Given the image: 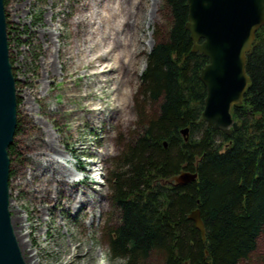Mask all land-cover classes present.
<instances>
[{"label": "trees", "instance_id": "1", "mask_svg": "<svg viewBox=\"0 0 264 264\" xmlns=\"http://www.w3.org/2000/svg\"><path fill=\"white\" fill-rule=\"evenodd\" d=\"M164 1L170 23L155 37L140 77L135 95L141 117L137 133L124 143L107 178L113 204L120 211L119 223L107 236L109 253L126 264L144 263L153 255L161 256L165 264H242L250 260L264 231V25L246 55L250 82L243 103L232 109L240 128L226 135L199 122L206 96L199 74L208 59L191 51L185 29L187 0ZM76 26L80 37L69 53L75 60L80 53L87 59L78 51L86 33ZM78 62H73L76 70ZM86 72L94 76L95 84H110L112 95L117 81L107 69ZM82 96L85 100L88 93ZM141 100L156 105L150 116ZM88 106L89 122L107 111L105 107L90 112ZM108 111L111 119L118 114L115 107ZM184 127L189 128L188 141L180 134ZM38 140L33 148L48 150L43 132ZM13 150L11 145L9 154ZM30 163L29 173L18 177L15 186L37 203L50 201L57 185L61 201L69 205L81 192L83 200L99 197L97 204H102L101 210L105 207L104 196L91 186L77 187L76 193L72 184L55 178L47 162L32 157ZM181 171L196 172V180L173 184L172 177ZM195 209L200 210L204 240L188 218Z\"/></svg>", "mask_w": 264, "mask_h": 264}, {"label": "rangeland", "instance_id": "2", "mask_svg": "<svg viewBox=\"0 0 264 264\" xmlns=\"http://www.w3.org/2000/svg\"><path fill=\"white\" fill-rule=\"evenodd\" d=\"M4 10L17 94L14 150L8 152L10 215L19 219L25 256L32 264H62L67 260V245L74 244L85 254L75 256L68 264H95L100 250L104 264H126L109 253L107 236L119 223L120 211L113 204L107 178L124 143L137 133L141 117L135 95L155 37L170 23L165 1L4 0ZM76 22L86 33L79 40L78 51L86 53L87 59L80 53L75 60L69 53L80 37ZM76 61L80 65L77 70L73 64ZM104 69L117 81L112 95L110 84L99 86L94 76L85 74ZM85 93L88 96L84 100ZM86 104H90V112L105 107L107 111L89 122ZM140 105H144L147 116L156 107L142 100ZM110 107L118 109L112 119ZM52 108L54 111L49 110ZM42 132L52 145L39 152L33 147ZM61 150L69 154V169L56 160ZM32 157L51 165L58 176L55 178L72 184L76 193V189L89 186L101 192L105 207L101 210L102 204H97L99 197L94 203L91 198L83 200L81 192L69 205L61 201L57 185L50 201L37 203L21 186H15L18 177L29 173ZM93 164L97 165L95 170ZM70 168L90 176L72 181ZM97 169L101 172L100 185L95 182ZM85 200L90 202L88 206ZM138 264L165 263L161 256L153 255ZM242 264H264V231L250 260Z\"/></svg>", "mask_w": 264, "mask_h": 264}, {"label": "water", "instance_id": "3", "mask_svg": "<svg viewBox=\"0 0 264 264\" xmlns=\"http://www.w3.org/2000/svg\"><path fill=\"white\" fill-rule=\"evenodd\" d=\"M187 3L185 29L192 40L191 51L208 59L199 74L206 89L199 122L229 135L241 125V121L233 117L232 109L243 103L250 82L245 69L246 55L252 48L256 31L264 25V0H187ZM16 129V78L9 58L4 0H0V264H25L9 211L8 150ZM188 133V127L180 130L185 141H188ZM196 178V172L181 171L171 181L185 185ZM188 218L204 240L200 210H193Z\"/></svg>", "mask_w": 264, "mask_h": 264}, {"label": "bare ground", "instance_id": "4", "mask_svg": "<svg viewBox=\"0 0 264 264\" xmlns=\"http://www.w3.org/2000/svg\"><path fill=\"white\" fill-rule=\"evenodd\" d=\"M150 43H151V41L148 40V44H150ZM50 142H49V140H47L48 145L51 146L52 144ZM55 149H56V151H60L57 148H55ZM56 160H57L58 163H61L62 165H64L65 168L69 169L70 166L67 164L68 161H70V158H69V154L68 153H66L65 151H62L61 150V156H58L56 158ZM92 166H93V169L94 170H95V168H97V165L96 164H93ZM76 170L77 169H75V168H70V173H69L70 175H69V177L72 179V181H80V179L83 178L82 175H81V173H77ZM11 210L13 211V209L10 207V198H9V211L11 212ZM18 221H19V219L16 216H12L11 215V226L13 228V232H14V235H15V238H16V241H17L19 250L21 252L22 258H23L25 264H32V263H30L29 259L25 256V253H24V250L26 252V249H24V247H23L24 242L22 241V239H23L22 233H21L20 229L17 227ZM76 246H78V245H75V246H74V244H68L67 245V247L69 249V252H68V254H65L64 253V255L66 257L65 259H67V260L64 261V262H62V264H68L67 262H70L75 256H83L85 254V253H80L78 250H76ZM100 251H98L96 253L97 261H96L95 264H104L103 257H102V254H101Z\"/></svg>", "mask_w": 264, "mask_h": 264}]
</instances>
